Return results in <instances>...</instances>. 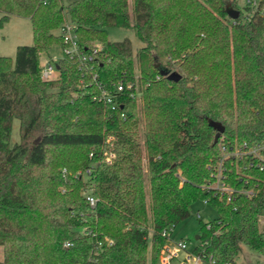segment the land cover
Masks as SVG:
<instances>
[{
  "label": "trees",
  "instance_id": "trees-1",
  "mask_svg": "<svg viewBox=\"0 0 264 264\" xmlns=\"http://www.w3.org/2000/svg\"><path fill=\"white\" fill-rule=\"evenodd\" d=\"M236 1L0 0V27L25 18L33 35L14 59L0 56V264H159L162 233L198 200L217 216L200 223L191 249L202 264L235 263L241 244L262 251L264 173L224 162L227 184L252 198L198 188L220 146L264 144V14L246 18L244 8L231 20ZM67 21L81 52L100 50L91 72L64 56L43 81L40 55L63 46L55 32ZM109 28L133 31L142 46L133 56L128 39H106ZM92 74L108 91L137 85L140 111L126 89L113 109L92 101ZM210 123L224 129L216 142Z\"/></svg>",
  "mask_w": 264,
  "mask_h": 264
},
{
  "label": "built area",
  "instance_id": "built-area-1",
  "mask_svg": "<svg viewBox=\"0 0 264 264\" xmlns=\"http://www.w3.org/2000/svg\"><path fill=\"white\" fill-rule=\"evenodd\" d=\"M239 2V0H238ZM238 2L236 1V10L240 11L244 8H248V11L245 13V17L248 18L252 16L254 12L264 14V7L261 6V0H245L243 7H238ZM75 28L69 22H65L58 30V34L61 36L63 46L61 49V57L58 60L52 61L45 60L40 63V78L43 81L52 80L56 73V65L62 57H67L70 60H76L79 63L80 70L83 73L91 72V68L88 67V64L91 63L94 59V56L97 51L100 50L99 45H94L91 49V53L81 52L78 48L75 36ZM135 74H138L137 69H134ZM136 78V77H135ZM91 79L97 88V92L92 95L91 99L94 102L100 103L103 106L110 107L111 109L115 108L119 104L118 96L125 89L130 91V97H132L136 102L140 100V91L137 85L133 86L132 84L123 85L118 82L113 85V90L108 91L103 88L98 82H96V75L92 74ZM224 162H228L230 165L235 167V171L255 169L259 172L264 173V144L253 143H241L236 144L232 148H225L220 146V156L217 159L215 169L211 175L212 180L207 183L199 184V190L212 191L214 195L219 197H226V201L229 202L233 195H243L246 198H252L255 196L253 189L234 188L226 182V175L224 174ZM64 172V171H63ZM86 173H89V170H86ZM80 173L77 172L76 176H79ZM239 180H243L244 184L248 183L249 180L242 176H237ZM244 178V179H242ZM87 202L90 207L95 205V199L87 195ZM203 203L207 204L206 201ZM198 216V214H197ZM172 232L164 231L163 236L166 237V245L162 252L163 258L159 261V264H172L176 261L177 264H202L201 257L197 254L191 252L187 249L184 242H179L172 244ZM182 252V259L177 258V252ZM225 264H235V263H225Z\"/></svg>",
  "mask_w": 264,
  "mask_h": 264
},
{
  "label": "rangeland",
  "instance_id": "rangeland-1",
  "mask_svg": "<svg viewBox=\"0 0 264 264\" xmlns=\"http://www.w3.org/2000/svg\"><path fill=\"white\" fill-rule=\"evenodd\" d=\"M63 6H67L74 0H61ZM234 1V0H230ZM238 2V0H237ZM245 4V0H239L238 7L241 8ZM244 13L245 11L242 10ZM68 22V21H67ZM58 34V31L55 32ZM106 39L109 42H119L124 39H128L132 46L133 56L142 44L134 36L133 31L119 28H109L105 30ZM33 44V35L28 19L11 16L8 21L0 27V56L9 57L14 59L15 50L18 46H30ZM91 44L96 45L95 42ZM61 57V49L59 46L51 47L47 53L40 55L39 62L42 63L45 60L52 61L54 64L55 60ZM137 69V68H136ZM54 91V90H51ZM137 110L140 111L141 100L136 102ZM18 141V121L14 120L12 123V130L10 136V144ZM143 167L145 164L143 163ZM190 216L187 220L177 224L172 230V244L184 242L187 249L191 250L196 244L195 236L200 234V223L205 224L208 221L216 219L215 211L203 201H196L191 206ZM198 214V216H197ZM260 229L264 228V221L260 222ZM183 255L181 251L177 252V258L182 259ZM163 258L161 253L159 261ZM2 261V250L0 248V263ZM158 261V263H159ZM236 264H264V247L262 251L255 252L249 249L247 246L241 244L240 251L235 258ZM172 264H177L174 261Z\"/></svg>",
  "mask_w": 264,
  "mask_h": 264
},
{
  "label": "water",
  "instance_id": "water-1",
  "mask_svg": "<svg viewBox=\"0 0 264 264\" xmlns=\"http://www.w3.org/2000/svg\"><path fill=\"white\" fill-rule=\"evenodd\" d=\"M225 11H226L227 17L230 18L231 20H236L239 17V11L232 8L230 5L226 6ZM55 67L56 69H58V65H56ZM160 75L166 77L168 81H173V82H177L181 78V76L177 72L167 73V72L161 71ZM210 126H212L215 129L214 142H216L219 136L223 133L224 129L220 124L210 123ZM195 240H198V236H195Z\"/></svg>",
  "mask_w": 264,
  "mask_h": 264
}]
</instances>
